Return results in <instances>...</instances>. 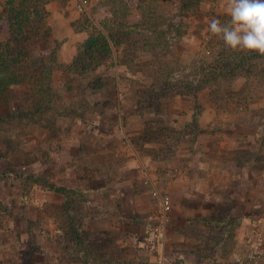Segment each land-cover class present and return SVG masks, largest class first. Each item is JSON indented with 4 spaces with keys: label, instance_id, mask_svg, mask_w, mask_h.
<instances>
[{
    "label": "rangeland",
    "instance_id": "rangeland-1",
    "mask_svg": "<svg viewBox=\"0 0 264 264\" xmlns=\"http://www.w3.org/2000/svg\"><path fill=\"white\" fill-rule=\"evenodd\" d=\"M121 1L0 0V18L13 2L42 14L50 42L58 43L60 64L51 101L31 99L28 86L0 97L14 109L22 107V115L14 117L11 102L0 103V264H95L98 254L84 252L91 245L81 240L103 232L136 250L135 264H264V58L228 75L231 86L223 84L220 96L209 98L205 90L198 100L189 94L171 98L166 121L171 151H159L163 144L153 142L142 147L135 138L148 114L139 117L136 103L137 92L154 82L148 56L127 65L120 49L96 72L106 83L114 78L121 83L123 110L107 117L88 109L86 103L98 98L81 86L87 79L69 71L92 23L101 27L113 11L107 2L122 10ZM179 1L184 2L135 3L166 5L164 62L181 92L196 61L212 55L209 24L230 19V0H203L187 16L182 38L167 27ZM3 34L0 28V39ZM163 196L171 202L167 220L160 213ZM231 215L241 217L235 228L189 223Z\"/></svg>",
    "mask_w": 264,
    "mask_h": 264
},
{
    "label": "trees",
    "instance_id": "trees-1",
    "mask_svg": "<svg viewBox=\"0 0 264 264\" xmlns=\"http://www.w3.org/2000/svg\"><path fill=\"white\" fill-rule=\"evenodd\" d=\"M125 1H121L122 10L119 8V3L107 2V4L113 3V11L110 12L105 22L100 23L101 27L95 22L92 23L93 29L88 32L89 36L79 48L69 71L78 78L87 79L89 81L87 86H81L98 98L94 103H86L88 109L101 117H107L123 110L120 92H118L121 83H116L115 78L111 79V83L110 81L106 83L105 79L96 72L101 66L113 61L120 49L124 53L123 60L129 63L127 65H131L135 57L148 56L150 69L152 71L155 69V74L149 76L154 79V82L137 92L136 107L140 108L138 115L143 117L147 113L148 118L145 120L143 129L138 133V137L135 138V142L141 144L142 147L150 145L151 142L154 146L163 144V148L159 151L165 150L169 153L171 151L167 136L169 125L166 121L170 99L177 95L189 94L198 100L199 95L205 90L210 91L209 98L220 96L223 92V84L231 86V82H227L228 75H237L240 69L245 71L249 62L255 63V61L262 60L264 56L259 53L231 50L219 37L212 36L209 40L211 51H207L212 55L196 61L191 70L193 75L190 74L188 80L181 85V92H178L179 87L172 84L173 80L170 79L169 71L166 69L167 64L164 62L168 46L163 37L165 30L162 29V20H166L170 15H166V5L162 7L160 4L158 7L154 5V2H150L149 7L146 8L142 2L135 3L136 0H131L130 4H125ZM202 1H179L173 19L167 27H174L177 35L182 38L187 28L185 23L187 16L197 13ZM7 6L4 15L0 18V28L4 29V36L0 39V97L13 95L17 87L28 86L27 93H30L31 99L40 102L51 101L53 72L60 65L57 57L58 43L57 41L50 42L51 29L42 19V14H34L33 9L25 8L20 3L13 2ZM41 9L43 14H47L43 5ZM156 33L159 36L156 40H151L149 36ZM35 37L37 42H33ZM3 101L5 102V100H0V103ZM8 101L10 100H6L5 103ZM8 105L10 109H14L12 102ZM20 114L22 115L21 106L11 113L14 117ZM153 132L158 136L155 140L146 137ZM49 189L67 194L63 188L51 186ZM238 221L241 223L240 216L231 215L217 220L213 217L201 218L191 220L189 223L210 227L223 226V223H226L227 227L231 224V227L235 228ZM71 230L75 235L77 228L72 226ZM81 242L91 245L90 248L86 246L84 252L90 253L91 251V253L98 254V259L94 261L95 264L97 262L98 264H135L133 260L138 255L136 250L133 251L129 247L122 248L118 244L117 236L108 232L97 233L95 239L87 236V239ZM94 242L96 245L93 248ZM146 262L141 261L139 264H146Z\"/></svg>",
    "mask_w": 264,
    "mask_h": 264
},
{
    "label": "clouds",
    "instance_id": "clouds-1",
    "mask_svg": "<svg viewBox=\"0 0 264 264\" xmlns=\"http://www.w3.org/2000/svg\"><path fill=\"white\" fill-rule=\"evenodd\" d=\"M230 19H212L210 32L231 50H245L264 55V0H230Z\"/></svg>",
    "mask_w": 264,
    "mask_h": 264
},
{
    "label": "built area",
    "instance_id": "built-area-1",
    "mask_svg": "<svg viewBox=\"0 0 264 264\" xmlns=\"http://www.w3.org/2000/svg\"><path fill=\"white\" fill-rule=\"evenodd\" d=\"M82 9V7H81ZM170 198L168 196H163L160 202V213L162 215L163 220H167V214L170 211Z\"/></svg>",
    "mask_w": 264,
    "mask_h": 264
}]
</instances>
